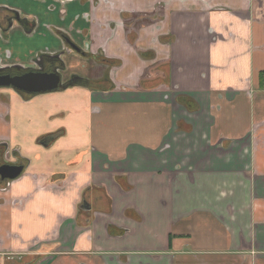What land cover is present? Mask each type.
I'll list each match as a JSON object with an SVG mask.
<instances>
[{
    "label": "crops",
    "instance_id": "0c3cea01",
    "mask_svg": "<svg viewBox=\"0 0 264 264\" xmlns=\"http://www.w3.org/2000/svg\"><path fill=\"white\" fill-rule=\"evenodd\" d=\"M0 1L10 61L108 68L0 89V264H264V0Z\"/></svg>",
    "mask_w": 264,
    "mask_h": 264
},
{
    "label": "flooded vegetation",
    "instance_id": "af4514ba",
    "mask_svg": "<svg viewBox=\"0 0 264 264\" xmlns=\"http://www.w3.org/2000/svg\"><path fill=\"white\" fill-rule=\"evenodd\" d=\"M30 17H21V14L18 10L15 8L9 7L5 4H3L0 1V39L3 41H8L10 38V31L11 29H14L18 27L20 30L24 28L25 30L27 27H30L32 29L35 26V21ZM15 27V28H14ZM30 32V31H28ZM71 44H74L78 48H80V51H77L72 47ZM64 48L55 51V52H43L38 53L32 57L28 63H31V65H26L22 62H14L10 61L11 56L9 51L1 50L0 48V77L5 75H10L11 77L16 76H22L27 73H54L56 72L60 76V83L63 84L65 87H70L74 85H83L84 81L83 78L74 73H70L67 70V63L64 57L69 52L71 53H79L80 55L86 56V52L83 50V48L80 45H77L74 41H72L69 37H65L64 42ZM104 58V57H103ZM105 61V60H104ZM106 62V61H105ZM107 64H110V62H106ZM107 75H105L103 78H106ZM82 80V81H81ZM0 88H11L7 86H0ZM64 89V88H63ZM66 89V88H65ZM15 90V89H13ZM17 91V90H15ZM21 94H29L34 95L32 93H27L24 91H18Z\"/></svg>",
    "mask_w": 264,
    "mask_h": 264
},
{
    "label": "water",
    "instance_id": "95a60500",
    "mask_svg": "<svg viewBox=\"0 0 264 264\" xmlns=\"http://www.w3.org/2000/svg\"><path fill=\"white\" fill-rule=\"evenodd\" d=\"M74 49L80 51L81 49L71 44ZM60 76L54 72L48 73H27L22 76L11 77L5 75L0 77V86L12 87L17 91H24L32 94H42L57 91L65 88L60 83ZM24 170L21 164L5 163L0 166V176L2 179L13 180L18 178Z\"/></svg>",
    "mask_w": 264,
    "mask_h": 264
},
{
    "label": "rangeland",
    "instance_id": "374dc122",
    "mask_svg": "<svg viewBox=\"0 0 264 264\" xmlns=\"http://www.w3.org/2000/svg\"><path fill=\"white\" fill-rule=\"evenodd\" d=\"M67 64L72 65L73 63L76 64V62L72 59L66 60ZM78 73L81 77L87 78L88 80L90 78H94V77H104L107 72H108V68L106 65H101L99 64L97 61L94 60V58L88 57V58H79V62H78ZM0 89H5V88H0ZM8 89V88H6ZM75 114H71L70 116H68L63 122V124H68L71 125L73 123V118H74ZM74 141H78L75 140Z\"/></svg>",
    "mask_w": 264,
    "mask_h": 264
},
{
    "label": "trees",
    "instance_id": "16d2710c",
    "mask_svg": "<svg viewBox=\"0 0 264 264\" xmlns=\"http://www.w3.org/2000/svg\"><path fill=\"white\" fill-rule=\"evenodd\" d=\"M106 62H112L109 59H105ZM179 99H181V97H179ZM189 101V100H188Z\"/></svg>",
    "mask_w": 264,
    "mask_h": 264
}]
</instances>
